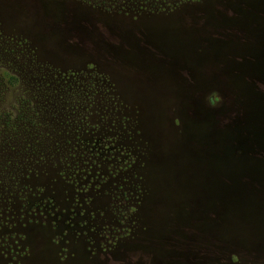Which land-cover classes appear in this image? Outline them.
Returning <instances> with one entry per match:
<instances>
[{
    "label": "rangeland",
    "instance_id": "obj_1",
    "mask_svg": "<svg viewBox=\"0 0 264 264\" xmlns=\"http://www.w3.org/2000/svg\"><path fill=\"white\" fill-rule=\"evenodd\" d=\"M263 71L264 0H0V264H264Z\"/></svg>",
    "mask_w": 264,
    "mask_h": 264
},
{
    "label": "trees",
    "instance_id": "obj_2",
    "mask_svg": "<svg viewBox=\"0 0 264 264\" xmlns=\"http://www.w3.org/2000/svg\"><path fill=\"white\" fill-rule=\"evenodd\" d=\"M263 73H264V71H263ZM4 76H5V78L7 79V82H8V84L9 85H11V86H14V85H16L17 84V80H18V78L15 76V75H12V74H10V73H6V74H4ZM260 80H263L262 78H260ZM257 83L258 84H260L259 82H258V80H257ZM261 86H260V88L263 86L264 87V85H262V84H260ZM30 86H32L31 84H30ZM36 87V86H35ZM34 88V87H33ZM260 91H261V93L263 94L264 93V88H263V90H261V89H259ZM29 91H31V90H29Z\"/></svg>",
    "mask_w": 264,
    "mask_h": 264
}]
</instances>
